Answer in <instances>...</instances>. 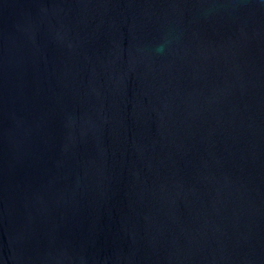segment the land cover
I'll use <instances>...</instances> for the list:
<instances>
[{
    "label": "water",
    "instance_id": "obj_1",
    "mask_svg": "<svg viewBox=\"0 0 264 264\" xmlns=\"http://www.w3.org/2000/svg\"><path fill=\"white\" fill-rule=\"evenodd\" d=\"M0 264H264V0H0Z\"/></svg>",
    "mask_w": 264,
    "mask_h": 264
}]
</instances>
